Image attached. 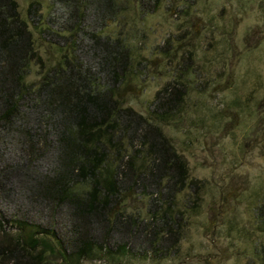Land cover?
<instances>
[{"label": "trees", "instance_id": "1", "mask_svg": "<svg viewBox=\"0 0 264 264\" xmlns=\"http://www.w3.org/2000/svg\"><path fill=\"white\" fill-rule=\"evenodd\" d=\"M62 1L93 7L97 19L116 9L115 0ZM38 7L30 2L28 17ZM88 35L92 44L80 56L61 47V61L44 69L17 1L0 0V205L10 207H0V264L115 260L131 252L133 237L147 240L139 250L145 257H165L180 235L176 195L189 188L193 204L199 199L200 182L189 179L186 160L161 127L181 110L183 84L158 89L151 116L136 112L119 93L129 48L119 38ZM32 66L40 76L27 81ZM149 190V219L120 208L125 197ZM41 210L45 222L35 221Z\"/></svg>", "mask_w": 264, "mask_h": 264}, {"label": "rangeland", "instance_id": "2", "mask_svg": "<svg viewBox=\"0 0 264 264\" xmlns=\"http://www.w3.org/2000/svg\"><path fill=\"white\" fill-rule=\"evenodd\" d=\"M16 1L44 69L61 61V47L80 56L91 46L92 32L119 38L129 48L130 69L119 93L136 112L151 116L154 94L166 83L178 80L185 87L181 110L161 127L201 190L196 204L192 189L176 195L181 221L174 247L165 257H145L139 250L147 240L133 237L128 255L82 264H259L264 253V0H143L141 6L140 0H115L116 9L99 14L100 19L83 3L75 9L62 0ZM32 1L39 3L34 19L26 11ZM92 61L85 64L97 69ZM37 71L32 66L27 81L38 80ZM151 194L129 195L120 208L147 220ZM0 207L10 210L4 203ZM38 213L35 221L45 222L47 212Z\"/></svg>", "mask_w": 264, "mask_h": 264}]
</instances>
